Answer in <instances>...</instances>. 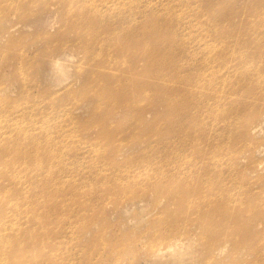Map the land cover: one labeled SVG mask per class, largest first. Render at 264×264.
Returning a JSON list of instances; mask_svg holds the SVG:
<instances>
[{"label":"rangeland","instance_id":"1","mask_svg":"<svg viewBox=\"0 0 264 264\" xmlns=\"http://www.w3.org/2000/svg\"><path fill=\"white\" fill-rule=\"evenodd\" d=\"M82 3L0 0V264L12 241L30 263L264 264L261 68L235 69L243 61L232 57L229 69H202L198 78L216 85L197 101L218 97L213 111L178 113L166 85H136L164 69L144 75L146 59L133 69L121 54L139 39L121 38L134 25L131 0ZM199 4L225 10L219 20L247 30V46L264 33V0H189L177 32L192 47L224 42L203 30L210 16L193 14ZM110 11L107 35L86 24ZM86 28L97 43L89 51Z\"/></svg>","mask_w":264,"mask_h":264},{"label":"bare ground","instance_id":"2","mask_svg":"<svg viewBox=\"0 0 264 264\" xmlns=\"http://www.w3.org/2000/svg\"><path fill=\"white\" fill-rule=\"evenodd\" d=\"M83 1L90 2L93 0H69V4L82 3ZM163 1L164 0H162V3ZM169 1L172 2V7H163L161 11L154 9L155 5H159L158 3L151 2L148 4L151 8H147L143 0H131V4L125 8L134 13L133 19L131 20L134 25H131L130 27H123L121 30V38L122 36L123 38H131L138 35L139 39L132 40L133 44L130 46H124L123 50H121V54H123V51L130 54L134 60V63L132 64L133 69H136L139 59H146L147 64L143 70L144 75H150L154 69H164L156 70L152 73L156 76V82L149 80L144 81L146 82L144 85L139 82L136 83V85L143 87L150 86V88L158 83H160V85H166L165 89L171 99L170 102L172 104V108H174V110L178 113L185 111L187 114L190 110L189 108H193L195 104L198 111H206L209 107L207 112H211L214 109V104L218 100V97L210 101H197L199 97L207 96L213 92L215 90L214 85H216V83H207L204 82V79L198 78V72L202 69L209 70L210 74L214 75L216 71L211 69H229L227 64L230 63L232 61V57H234L239 61H243V63L237 64L235 69H247V67H255L254 65H256L261 68L259 71L264 73V33L260 32V36L253 41L252 45L247 46V34H242L247 30L241 29L240 26H230L227 24L226 20H219L220 16H222L221 18L229 16L228 13L225 15V10L220 8L221 10H218L219 14L217 16L216 14L218 11H215L213 8H210L205 4L204 6L199 4L192 9L193 14L198 15L199 17H202V15L207 16V11L205 10L207 9L210 16V18H205L204 21L206 25L203 27V30L211 31V35L212 33H216L215 36L217 35L224 42L217 43L212 40V42L207 45L206 49L192 47L186 38H180L178 35L179 28L181 27L183 20L182 17L185 11L189 9V0ZM95 4L93 3L92 5ZM73 5L71 6L74 7ZM245 9L247 10V8ZM174 11L177 14L174 13ZM117 13L118 12L112 13L111 11L109 13L103 12L101 15L91 13V16L87 19V22L90 23H85H96L97 27L92 28L93 31L102 27L104 30L100 29L99 31H101L100 33H102L101 36L103 37L108 34V29H110V26L114 24L116 19H113L112 16ZM245 13L247 12L243 11V14ZM118 19L122 20L124 17H120ZM165 20L171 22V28H169L170 23H165ZM176 24H178L177 29ZM103 25L105 26L103 27ZM75 26L80 32L83 31V28L78 27V25ZM238 27H240V30H238ZM224 28H228V30H225ZM86 33L87 34L85 36L83 35L84 43L82 42V44L85 49L89 51L93 49L97 43H94V40L93 43L90 41L89 44H87V39H90L91 37V33L88 28H86ZM148 41L149 43H145ZM247 61L252 64L247 65ZM216 62L219 63V67L215 65ZM260 72H258V74H260ZM255 76H257V73L252 69L247 71V82ZM257 80H262L264 82V77L262 76ZM222 81H224L225 84L227 83V80ZM261 87L262 88L257 89L254 100L257 98L256 101L264 103V84H261ZM123 88L124 87L122 85L118 89ZM128 90L130 89L128 88ZM251 90L254 91L255 89L250 88L247 91ZM152 92L153 91H150V93ZM126 95L127 96L124 98L129 103L130 98H128V96L130 94L126 92ZM115 106H117L116 103H114L113 107ZM258 112H264V105L260 106ZM231 113L235 116H239L240 111L232 110ZM214 114L217 115L219 112L216 111ZM235 116L233 118H235ZM190 197H192L191 194L185 193L182 202H185L186 204L189 203ZM212 216V214L207 216L209 223H212L213 221ZM245 221L246 222H242L240 225L241 229L246 223L248 226V224L253 221V218H246ZM38 240L39 237L30 241H25L24 244H37ZM9 245L10 249L8 251H6V249L3 250L8 255L5 258V261L9 264H49L43 259L31 260L32 263L29 261H23L22 258L19 257V254H22L20 248L21 244L17 241H12ZM3 247L5 246L0 244V251ZM176 247L177 243L174 242L168 249H176ZM261 249H264V246H262ZM160 251H162V253L160 252L158 255L165 257V251ZM51 263L53 264L54 261H51Z\"/></svg>","mask_w":264,"mask_h":264}]
</instances>
